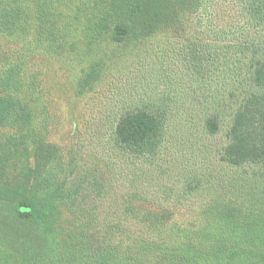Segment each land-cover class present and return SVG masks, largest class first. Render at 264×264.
<instances>
[{"label":"trees","instance_id":"obj_1","mask_svg":"<svg viewBox=\"0 0 264 264\" xmlns=\"http://www.w3.org/2000/svg\"><path fill=\"white\" fill-rule=\"evenodd\" d=\"M94 53L101 75L156 67L166 84L212 96L202 130L223 132L216 156L244 169L238 191H216L186 224L140 207L137 190L101 208L111 166L65 157L47 137L62 87L49 64L85 72L79 58ZM172 116L164 97L142 100L111 138L155 157ZM183 182L188 196L200 183ZM0 264H264V0H0Z\"/></svg>","mask_w":264,"mask_h":264},{"label":"rangeland","instance_id":"obj_2","mask_svg":"<svg viewBox=\"0 0 264 264\" xmlns=\"http://www.w3.org/2000/svg\"><path fill=\"white\" fill-rule=\"evenodd\" d=\"M98 58L95 53L79 58V62L90 60L88 68L83 67L85 72H80L82 66L69 68V71L49 64L51 71L48 72L59 76L56 79L62 87L51 91L49 100L53 116H50L47 137L65 157L74 154L76 160L84 164L93 158L111 166L109 175L105 177L114 194L106 203L100 201L101 208H109L115 198L121 200L137 190L148 197V202L140 207L170 210L168 213H173L171 216L178 224H186L202 207L219 198L216 191L223 189L230 194L238 191L235 183L242 181L244 169L228 167L216 156L217 146L223 143V132L211 136L202 130V118L212 96L205 97L196 82L191 85L166 84L156 67L142 69L135 75L116 72L101 75L105 66L95 65ZM89 64L94 66L89 68ZM77 79L82 81L76 87L74 80ZM228 80L217 81L220 91L227 89ZM170 88H174L173 91H169ZM212 90L213 82L210 92ZM170 92L175 95L176 104ZM160 97L169 102L170 114L176 113L177 117L172 116L167 140L155 157L134 158L116 146L111 138L117 117L142 100ZM45 102L42 99L38 107L42 108ZM42 112L43 109L36 112V120L43 118ZM39 133L43 131L39 130ZM187 174L196 175L200 181L191 196L184 194L188 191L183 182Z\"/></svg>","mask_w":264,"mask_h":264}]
</instances>
